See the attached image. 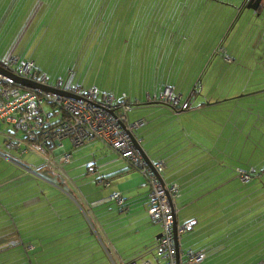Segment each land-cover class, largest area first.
I'll use <instances>...</instances> for the list:
<instances>
[{
	"label": "crops",
	"instance_id": "obj_1",
	"mask_svg": "<svg viewBox=\"0 0 264 264\" xmlns=\"http://www.w3.org/2000/svg\"><path fill=\"white\" fill-rule=\"evenodd\" d=\"M205 1L221 3L217 15L215 9L212 13L209 10L204 12L206 7L201 8L198 0L190 14L184 11L178 15L179 18L184 14L187 17L190 15L189 23L175 22L173 19L165 25L160 21L152 23L153 19L168 18V7H163L153 13H144L137 29L133 34L132 30L128 37L116 28L113 29L114 16H110L94 42L93 52L96 54L88 74L93 71L95 77L88 80L86 85L69 80V75L66 78H56L61 77L67 84L79 85L84 89H100L97 79L102 73V57L105 50L110 51L111 65L119 66V74L116 77L112 67L104 73L106 77L108 74L113 77V81L108 77L107 79L114 85V89L113 92H102H109L115 99L134 104L128 112L127 120L143 121V125L136 128L133 134L136 144L146 157L139 151L141 156L151 164L164 162L162 182L165 186L175 184L178 188L174 199L177 224L192 221L195 222L192 230L197 229L198 233L203 229H209L208 233H213L215 227H220L225 231V236L233 232L242 235L246 233L242 231L244 228L250 227L251 233L264 227L263 222L260 225L257 222L262 215L260 213L263 211V204L260 203L264 198H258L257 194L253 200L254 192L261 187L257 182L253 186L254 177L243 183L238 173L239 170L254 173L256 168L261 166L263 168L259 171L264 169V151L260 152L261 148H264V34L257 30L251 12L244 6V0ZM48 3L49 0L40 3V10ZM24 4L25 0L21 2V8ZM54 5L55 3L50 5L51 15ZM33 29L32 24L25 31H22V27L9 43L7 51L0 55V60L16 59L22 62L21 53L17 55V44L28 32L33 33ZM248 29L256 33H248ZM231 32H234L232 41L223 44ZM84 33V36L79 37L81 42L88 41L90 37L87 32ZM156 35L159 37L154 38ZM221 36L223 39L218 43L217 39ZM130 40L135 49L139 48L142 40L145 41L146 48L149 45L151 47L153 43L155 48L146 51L143 61L136 63L137 60L130 58L127 53L126 43ZM107 44L109 47L106 49ZM151 52H155L157 56L161 52L157 63L150 62ZM215 56L218 62L214 68L208 69L214 64ZM179 64L183 67L181 74L178 71ZM204 64L206 66L201 77L207 69L212 73L207 72L205 76L206 86H211V89L195 90L197 87L192 85L199 84L195 79L197 70ZM213 73L228 76L218 95L212 91L215 86ZM191 76L193 81L189 83ZM119 83L130 89V95L120 91ZM166 85H171L174 94L180 99L181 107L177 110L157 101ZM141 100L145 101V108L143 113H138ZM3 148L8 154L22 158L21 162L33 167L25 159L30 153L21 155L15 150H7L4 145ZM65 152L70 154L71 163L58 167L54 172L63 179L72 196L56 188L72 200L79 210L56 205V201L44 197L45 192L42 189L40 195L35 192L30 197L31 194L25 196L24 185L33 179L15 167L18 173L13 172L0 178V228L10 221L9 213L18 216L25 210L28 212L34 209V206L39 208L45 205L49 199L56 210L55 214H50L48 218L54 217V222L60 218L64 222H85L90 234H93L91 226L96 231L101 227L104 231L112 227L118 235L117 238L124 241V248L126 243L129 244L126 250L132 252L136 260L145 259L149 252L152 253L149 248H155L160 230L146 212L148 187L144 178L138 171L131 169L126 160L118 157L97 140H87L83 146L76 149L69 144ZM256 154L263 155V160H254ZM38 158L41 160V166L43 160ZM259 174L256 177H259ZM77 178L82 180L80 184L77 183ZM70 182L75 187H72ZM82 185H86L89 190L83 189ZM113 193H120L125 199L123 207L108 201V197ZM250 194H253V197L249 198ZM255 204H260L259 208H255ZM74 214L77 216H72ZM250 220L257 222L256 225L250 224ZM233 226L235 230L229 232ZM107 236L109 235L106 234ZM74 239L75 243L80 245L89 241L82 236ZM103 240L108 248L110 243L112 245L111 239L108 238L107 243L103 236ZM182 242L185 241L180 238V250ZM30 246H24V251L31 250ZM111 248L119 260L123 259L124 252L115 247ZM3 252L0 251V256L4 255ZM14 257H25V253L16 251ZM17 264L27 263L23 260ZM120 264L124 263L120 261Z\"/></svg>",
	"mask_w": 264,
	"mask_h": 264
},
{
	"label": "rangeland",
	"instance_id": "obj_2",
	"mask_svg": "<svg viewBox=\"0 0 264 264\" xmlns=\"http://www.w3.org/2000/svg\"><path fill=\"white\" fill-rule=\"evenodd\" d=\"M22 1L23 0H0V55L4 54L7 51L9 43L12 41L14 36H16L18 32H20L22 27V31H25L27 27L32 24V26L34 27L33 33L28 32L24 36V38H22V40L19 39L17 44V55L21 53L20 58L22 59V61L28 59L34 60L36 69H39V71H37L39 73L48 75L50 78V84L54 82L56 76H63L64 78H66L69 75V80H73L75 83L78 82L80 84L85 83L84 85H86L88 80L95 77L93 71H90L88 74L89 66L96 54V52H93L94 42L99 31L102 29L106 21L109 20L108 18L110 16H114L113 29L116 28L117 30H119V32L125 33L126 37H128L132 30V34L135 32L144 13L148 11H151L153 13L155 10L163 9V7H168V9H166V12H169L168 18L153 19L152 23H157L160 21L165 25L167 21H170V19H173L175 22L178 21L189 23L190 15H188L187 17L184 14L180 18L178 17V15H180L181 13L183 14L184 11L190 14L195 9L198 2V0H49L50 3H48L46 7L40 10L39 4H42L44 0H25V4L21 8ZM163 1H166L167 3H163ZM54 3V9L51 15V11H49V9L50 5H53ZM37 4L39 7L37 6ZM219 4L221 3H209L205 0H200L199 2V6L201 8L206 7L204 12H207L209 10V12L212 13L215 9L216 15L218 14ZM215 6L217 7L215 8ZM176 12H178V14H175ZM147 21H149V19ZM84 31L87 32L90 37L88 38V41L85 40L84 42H81L79 40V37L85 35ZM249 32L256 33V31L251 29H248V33ZM229 36L227 37V39H225L223 44H228L230 43V41H232L234 32H231ZM251 36L252 35L250 34L249 39ZM158 37V35L154 36V38ZM219 39H217L218 43L222 41L223 36H221V38ZM132 40H130L128 44L126 43V49L130 58H134L135 60H137L136 63L143 61V55L146 53V51L149 52L150 49L152 50L155 48V43L153 42L151 47L149 45V47L146 48L145 41L142 40L139 48L135 49L133 47ZM250 40L248 42H250ZM156 41L158 40H155V42ZM263 45L264 44H262V46ZM43 46H45L44 49ZM162 46L163 45H161V47ZM108 47L109 45L107 44L106 49ZM156 53L151 52L150 62H158L161 52L159 53V56H157ZM109 54L110 51L105 50L103 54L104 57H102V73L98 76L97 79L98 87L100 88L98 90L100 93L113 92L114 89V85L110 82L113 81V77L111 76V74H108L107 77L110 80L108 82V79L106 75H104V73H106L107 70L112 67L115 72L114 75L117 77V75L119 74V66L111 65V56ZM213 60L214 64L211 65L208 69L214 68L216 62H218L217 56H215ZM205 66L206 64H204V66H202L200 70H197L198 74L196 75L195 79L196 81L200 80V84L196 85L195 83H193L192 87H197V89L195 88V90L203 89L204 91H207L211 89V86H206L205 79V76L207 72H209V70L207 69L203 77H201ZM182 70L183 67H180L179 64L178 71L180 74ZM209 73L212 74L211 72ZM87 74L88 76L86 79ZM53 77L54 79H51ZM227 78L228 76L225 77L222 73H213L215 86H213L212 91L216 92V94L218 95L221 92ZM192 81L193 80L191 76L189 83ZM192 87L191 89H193ZM119 88L120 91H125L126 93H128V95H130V89L126 88V86L122 83H119ZM103 90L109 92H102ZM184 101L185 99L183 100V102ZM139 103L140 106L138 107V113H143L145 108V106L143 105L145 104V101L141 100V102ZM169 108L174 109L171 106H169ZM44 109L47 112L52 111V108L49 105H44ZM135 110L137 109L135 108ZM57 116L58 114L53 116L52 119H56ZM11 130L13 131L10 126L0 123V178H4L13 172H19L14 165L1 158V154L7 153L3 148V143L7 139L6 134ZM14 134L16 137L21 136L20 132H15ZM64 146L66 149L69 148V143L67 141H64ZM262 151H264V148H261L260 152ZM262 156L263 155L257 156L256 154L254 156V160H263ZM25 159L28 160V163L32 164V166L35 168L41 164V160L38 157L33 156L32 154L26 155ZM258 163H254V165H257ZM67 165L68 164L64 166ZM261 168H263V166H261ZM261 168H256L255 172L253 171V186H255L254 184L257 182V185H260L261 187L254 192V197L253 194H250L248 196L249 198L253 197V200L256 199L257 194L258 198H264V171L261 170V174V171H259ZM56 170H58V167L54 168V171ZM258 174L260 176L256 177ZM76 180H78V178ZM81 181L82 180H78L77 183L80 184ZM70 185L72 187H75V185L71 182ZM81 187L85 190H89L87 189L86 185H82ZM24 188L25 196L31 194L29 195L30 197L34 195L35 192L40 195V189H42L45 192L44 197L46 196L50 199H53L57 202L56 205H64V207H70V209L77 208L73 204V202H71L72 200L70 201L69 198L59 189L45 182H36L34 180L29 181L25 183ZM44 197L42 196V198ZM260 204H263V211L260 213L262 215L258 218V225H260L261 222L264 223V201L262 200ZM260 204H255V208H259ZM73 213H75V211H73ZM253 213L255 212H252V214ZM257 222L250 220L249 223H255L254 225H256ZM92 227L91 233L95 235L97 244L102 249L103 236L106 239L107 243H109L108 238L111 239L112 245L111 243L109 244L110 253L107 252L108 254H105L106 257L108 256L107 259L109 258L108 260L111 264L112 261L113 264H120V261H122L124 264H130L134 261L136 264H141L143 261L149 260H151L153 264L156 263L153 256L155 253V248H149L152 250V253L149 252V250V253L145 256V259L141 258L136 260V256H132V252L126 250L129 244L126 243V248H124V241L117 238L118 235L115 234L112 227H109V230L107 231H104V228L101 227L99 231L96 232L92 230ZM78 229V227L73 228L72 232H75ZM158 229L160 230L159 226ZM222 229H220V227H215L213 233H208L209 229H203L200 233L197 232V229L190 230L184 233L180 237L182 241H185L182 242L183 245L181 247V250L192 248L195 250L201 249V251H204L203 260L199 264H262L264 262V227L262 229L257 228L255 232L253 231L251 233H249L250 227H248L244 228L245 230L242 229L243 232L246 231V233H242V235H239L240 233L233 232L230 234L228 233L227 236H225V231ZM230 230L229 232H232L233 230H235V227H230ZM112 232H114L115 236H113L114 234ZM98 233L100 235L102 233V239L99 237ZM106 234L109 235L107 236L108 238L106 237ZM111 247H115L117 250L124 252L123 256L121 255L123 259L119 260ZM20 250L25 253L24 248L21 245L4 250V255L0 256V264H17L18 261H26V257H23L19 260L12 258L16 254V251ZM103 252L105 253L104 249Z\"/></svg>",
	"mask_w": 264,
	"mask_h": 264
},
{
	"label": "built area",
	"instance_id": "obj_3",
	"mask_svg": "<svg viewBox=\"0 0 264 264\" xmlns=\"http://www.w3.org/2000/svg\"><path fill=\"white\" fill-rule=\"evenodd\" d=\"M0 68L3 71L0 70V123L22 135V138L16 137L13 133L14 138L8 133L4 146L9 151H18L23 147L20 152L22 155L34 154L42 158L43 162L38 168H33L7 153L1 154L2 159L26 175L55 186L43 178L42 171L54 172V168L70 162L71 157L65 152L64 141L73 149L83 146L87 140L101 142L138 171L148 187L146 212L149 219L160 227V238L157 239L153 255L155 264H177V246L179 264L202 262L204 251L180 250V237L192 230L195 222L177 224L174 228L177 214L174 199L178 188L175 184L164 187L160 181L158 175L165 169L164 162L149 165L137 149L133 134L136 128L143 125V121L127 120L133 103L100 93L95 87L83 89L79 85L67 84L61 77L50 84V78L34 69L31 60H3ZM4 72L52 88L55 92L23 87L4 75ZM157 101L173 108L180 107V99L174 94L171 85L164 86ZM44 105H49L52 111L47 112ZM56 114L58 116L53 120ZM238 173L243 183L250 181L249 172L239 170ZM108 201L117 203L120 208L125 204L120 193L111 194ZM92 230L96 232L94 227ZM175 233L178 242L175 241ZM141 264L153 263L143 261Z\"/></svg>",
	"mask_w": 264,
	"mask_h": 264
},
{
	"label": "trees",
	"instance_id": "obj_4",
	"mask_svg": "<svg viewBox=\"0 0 264 264\" xmlns=\"http://www.w3.org/2000/svg\"><path fill=\"white\" fill-rule=\"evenodd\" d=\"M1 62L2 60H0V63ZM34 69H36L35 62ZM37 70L39 71L38 68ZM177 109L178 108L175 110ZM8 133L14 137V131L11 130ZM22 149L23 147L18 149L17 152H21ZM8 153L9 152H7V154ZM9 156L19 162L22 160V158L12 156L11 154H9ZM23 163L25 164V162ZM129 167L131 168V166ZM262 171H264V169ZM249 174L250 180H252L254 173L251 172ZM32 179L36 182L40 181L35 178ZM55 210L56 209L53 207V204L49 202L48 199L45 205L39 208L34 206V209H30L28 212L25 210L23 213H19L18 216H14L13 214L9 213L8 217L10 221H7L6 225L0 228V239L9 237L8 241L14 240V244H2L0 245V251H4L19 245L22 247L31 245L30 247H32V249L28 252H25L26 261H24L27 264H30V262L31 264H111L108 260L109 258L107 259L108 256L106 257L105 255L106 251L110 253L109 248L102 240V247L104 251L106 250L105 253L103 252V249L97 244L95 235L90 234V229L87 227L85 222H61L63 219H58L57 214L55 217L58 220L54 222V217L48 218V216L50 214H55ZM72 216L77 215L74 214ZM76 227L79 229L75 232H72L73 228ZM79 236L85 237L89 239V241L82 245L75 243L76 240L74 238ZM69 237L71 238L66 240ZM12 258L16 259L15 257ZM21 258L23 257L17 258V260Z\"/></svg>",
	"mask_w": 264,
	"mask_h": 264
},
{
	"label": "water",
	"instance_id": "obj_5",
	"mask_svg": "<svg viewBox=\"0 0 264 264\" xmlns=\"http://www.w3.org/2000/svg\"><path fill=\"white\" fill-rule=\"evenodd\" d=\"M245 2H247L245 8L251 12L257 30L258 31L261 30V32L264 34V0H244V3ZM0 70L2 71L1 68H0ZM4 75L9 77L10 79L12 78L14 80V82H16L17 84H19L23 87L30 88V89H42V90H48L51 92H55V90L52 88L42 86L40 84H37V83L29 81V80H25L22 78L13 77L12 75L8 74L7 72H4ZM198 82L200 84V80H198ZM135 145L138 148V150L142 153V155L144 157H146L145 154H143V152L139 148V146L137 144H135ZM148 163H149V165H151V162L148 161ZM42 176L45 180L54 184L55 186L60 188L63 192L68 194L69 196H72L71 191L64 184L63 179L58 174L56 175L55 172L50 171V170H43ZM158 176H159L160 181L162 182L161 175H158ZM163 185H164V187H166L164 183H163ZM176 225H177V222H176V218H175L174 219V228L176 227ZM159 238H160V234L157 236V239H159ZM178 240H179V238H178L177 234L175 233V241L178 242ZM6 243H9L10 245H12V244H14V241H8V239H6V238L0 239V245L6 244ZM176 252H177L176 253L177 264H179L180 260H179V247L178 246H177Z\"/></svg>",
	"mask_w": 264,
	"mask_h": 264
},
{
	"label": "flooded vegetation",
	"instance_id": "obj_6",
	"mask_svg": "<svg viewBox=\"0 0 264 264\" xmlns=\"http://www.w3.org/2000/svg\"><path fill=\"white\" fill-rule=\"evenodd\" d=\"M247 4V2L244 3V6Z\"/></svg>",
	"mask_w": 264,
	"mask_h": 264
}]
</instances>
